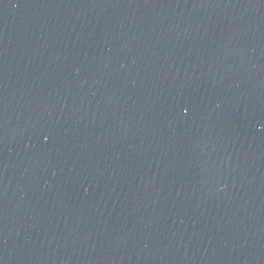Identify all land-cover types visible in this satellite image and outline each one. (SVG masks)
<instances>
[{
  "label": "water",
  "instance_id": "obj_1",
  "mask_svg": "<svg viewBox=\"0 0 264 264\" xmlns=\"http://www.w3.org/2000/svg\"><path fill=\"white\" fill-rule=\"evenodd\" d=\"M0 264H264V0H0Z\"/></svg>",
  "mask_w": 264,
  "mask_h": 264
}]
</instances>
